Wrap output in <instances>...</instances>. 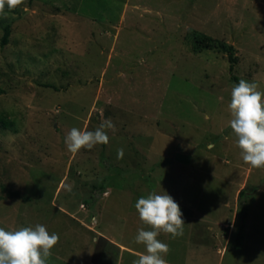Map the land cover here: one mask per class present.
I'll return each instance as SVG.
<instances>
[{
	"label": "rangeland",
	"instance_id": "rangeland-1",
	"mask_svg": "<svg viewBox=\"0 0 264 264\" xmlns=\"http://www.w3.org/2000/svg\"><path fill=\"white\" fill-rule=\"evenodd\" d=\"M5 13L0 227L44 225L59 235L48 264H87L74 256L76 214L138 252L99 237L94 261L132 264L146 251L134 205L155 192L192 227L157 237L167 264H264V168L242 160L227 107L234 76L264 92V0H24ZM107 120L109 143L66 150L73 127Z\"/></svg>",
	"mask_w": 264,
	"mask_h": 264
},
{
	"label": "clouds",
	"instance_id": "clouds-1",
	"mask_svg": "<svg viewBox=\"0 0 264 264\" xmlns=\"http://www.w3.org/2000/svg\"><path fill=\"white\" fill-rule=\"evenodd\" d=\"M23 3L24 0H0V14H6V6L14 10ZM227 107L242 160L253 168H264V92L259 90L257 83L241 79L233 86ZM114 128L110 120L102 121L94 131L73 127L64 139L66 150L76 154L81 149L91 150L98 144H107L106 129ZM123 154V148L117 150L118 159ZM65 190L71 192L72 186L65 185ZM134 206L145 226L138 228L134 242L143 244L146 251L132 264H167L165 257L169 246L157 237L161 233L172 238L183 234L185 221L179 204L169 194L151 192L138 198ZM58 241L57 233L50 234L46 226L40 224L16 230L0 227V264H48L51 250Z\"/></svg>",
	"mask_w": 264,
	"mask_h": 264
},
{
	"label": "crops",
	"instance_id": "crops-1",
	"mask_svg": "<svg viewBox=\"0 0 264 264\" xmlns=\"http://www.w3.org/2000/svg\"><path fill=\"white\" fill-rule=\"evenodd\" d=\"M73 216V214H71ZM74 256L76 258H81L84 260H87V264H99L95 259H93V252L92 250L94 249L95 243H98V238L99 237H104L108 240L103 241L106 244L112 246L114 249L119 250L120 254H123L125 251L130 250L134 253H138L136 250L129 248L124 242H122L116 234L111 233L112 231L108 230L104 227L101 226L99 229H95L94 224H91L87 222V220L82 217L74 214ZM188 218L187 216H182V219L185 221L183 229H192V227L188 223ZM98 222V221H97ZM85 227L89 230H92L95 232V234H92L88 232ZM195 255L196 252H200V248L202 247V242L200 238L197 239L195 242ZM101 244V243H99ZM98 244V245H99ZM204 245V244H203ZM91 251V253H90ZM89 257V259H87ZM189 258V257H188ZM188 260H185V263H187ZM120 264V262H118ZM170 264H175L171 263Z\"/></svg>",
	"mask_w": 264,
	"mask_h": 264
},
{
	"label": "trees",
	"instance_id": "trees-1",
	"mask_svg": "<svg viewBox=\"0 0 264 264\" xmlns=\"http://www.w3.org/2000/svg\"><path fill=\"white\" fill-rule=\"evenodd\" d=\"M11 31H12L11 30V26L10 25L6 26V28H5V34H4V38H3L4 44L8 43L9 37L11 35ZM233 59H234V57L231 54V60L233 61ZM231 69H233V65H232ZM234 79L239 83V77L238 76H234ZM0 124H2L6 128L11 125V123H9L8 121H6L4 119H0ZM3 191L7 194V197L8 198L21 197L19 191H11V190H8L6 187H3ZM244 193H245V191L244 190H241L239 194H240V196H242V195H244ZM243 213L245 214V211H243ZM241 220H242V223L240 224V231H242L243 228H244V216L242 217ZM241 238H242V233H240V236L238 238V241H240ZM104 240H105V238L101 236L99 238V243H101Z\"/></svg>",
	"mask_w": 264,
	"mask_h": 264
}]
</instances>
